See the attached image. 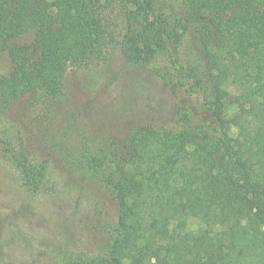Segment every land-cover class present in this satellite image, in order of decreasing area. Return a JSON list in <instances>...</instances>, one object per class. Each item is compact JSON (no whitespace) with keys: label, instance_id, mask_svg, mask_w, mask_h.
I'll list each match as a JSON object with an SVG mask.
<instances>
[{"label":"trees","instance_id":"1","mask_svg":"<svg viewBox=\"0 0 264 264\" xmlns=\"http://www.w3.org/2000/svg\"><path fill=\"white\" fill-rule=\"evenodd\" d=\"M0 0V113L25 96L59 102L70 66L103 60L109 5L124 10L130 65L158 58L175 125L142 124L121 138L83 131L59 153L73 176L114 207L99 252L68 248L57 264H264V0ZM34 33L29 44L15 39ZM196 47L184 64L189 34ZM0 157L39 193L49 161L0 139Z\"/></svg>","mask_w":264,"mask_h":264},{"label":"rangeland","instance_id":"2","mask_svg":"<svg viewBox=\"0 0 264 264\" xmlns=\"http://www.w3.org/2000/svg\"><path fill=\"white\" fill-rule=\"evenodd\" d=\"M183 10V0H170ZM110 32L103 60L88 67L70 66L65 97L59 102L25 96L0 113V139L24 150L36 163L49 161L42 190L31 193L19 173L0 157V264H57L56 252L68 248L96 253L108 243L105 219L114 207L98 189L76 178L62 160V142L76 143L83 131L123 137L133 126L175 125L176 107L162 78L169 64L158 58L147 67L127 63L122 42L128 31L123 8L109 5ZM34 33L14 41L29 44ZM196 47L189 33L180 47L184 64L193 63ZM13 68L8 54L0 72Z\"/></svg>","mask_w":264,"mask_h":264}]
</instances>
